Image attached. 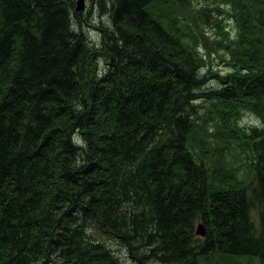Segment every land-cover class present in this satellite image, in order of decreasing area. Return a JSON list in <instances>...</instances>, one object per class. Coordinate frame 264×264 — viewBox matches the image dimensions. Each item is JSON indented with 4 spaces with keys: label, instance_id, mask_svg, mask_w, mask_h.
Instances as JSON below:
<instances>
[{
    "label": "trees",
    "instance_id": "trees-1",
    "mask_svg": "<svg viewBox=\"0 0 264 264\" xmlns=\"http://www.w3.org/2000/svg\"><path fill=\"white\" fill-rule=\"evenodd\" d=\"M69 1L0 0V264H119L87 240L93 226L165 263L264 264V154L255 186L211 180L192 119L202 60L176 11L115 0L111 64L92 79ZM258 18L264 36V2ZM236 87L264 126V70Z\"/></svg>",
    "mask_w": 264,
    "mask_h": 264
},
{
    "label": "rangeland",
    "instance_id": "rangeland-1",
    "mask_svg": "<svg viewBox=\"0 0 264 264\" xmlns=\"http://www.w3.org/2000/svg\"><path fill=\"white\" fill-rule=\"evenodd\" d=\"M80 0L68 5L71 26L75 34H82L93 49L92 79L101 78L111 64L108 36L113 29L112 11L115 0H82L83 11L77 12ZM117 1V0H116ZM168 10L174 9L188 28L187 40L192 42L201 57L199 79L195 90L193 122L195 147L198 154L211 165V180L244 182L255 186V168L264 154V126L262 118L251 111L239 98L238 82L249 83L264 70L262 64L264 36L260 34L259 10L264 0H167ZM120 1L115 8L120 9ZM260 39L259 46L246 33L241 41L242 27ZM254 44V46H253ZM257 51L258 65L253 66L249 52ZM261 63V64H260ZM225 88L229 91L220 94ZM229 95V96H228ZM219 97L223 102H219ZM236 99V100H235ZM75 143L83 150L84 143L76 135ZM83 153V151H81ZM215 186V184H213ZM259 224L258 210L253 211ZM203 223L207 235H197V225ZM209 228L202 220L195 223L192 239L204 242ZM88 241L108 249L119 264H170L151 256L146 249L113 235L105 227L86 230ZM207 264H260L255 258L211 257Z\"/></svg>",
    "mask_w": 264,
    "mask_h": 264
},
{
    "label": "water",
    "instance_id": "water-1",
    "mask_svg": "<svg viewBox=\"0 0 264 264\" xmlns=\"http://www.w3.org/2000/svg\"><path fill=\"white\" fill-rule=\"evenodd\" d=\"M83 8H84V3H83L82 0H80L78 2V7H77L76 10L77 11H82ZM197 234L201 235L202 237H204L206 235V230H205L204 225H202V224L198 225V227H197Z\"/></svg>",
    "mask_w": 264,
    "mask_h": 264
},
{
    "label": "bare ground",
    "instance_id": "bare-ground-1",
    "mask_svg": "<svg viewBox=\"0 0 264 264\" xmlns=\"http://www.w3.org/2000/svg\"><path fill=\"white\" fill-rule=\"evenodd\" d=\"M196 233H197V229H196Z\"/></svg>",
    "mask_w": 264,
    "mask_h": 264
}]
</instances>
